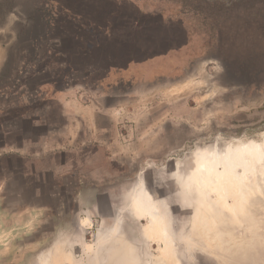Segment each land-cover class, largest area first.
Segmentation results:
<instances>
[{
    "label": "rangeland",
    "instance_id": "1",
    "mask_svg": "<svg viewBox=\"0 0 264 264\" xmlns=\"http://www.w3.org/2000/svg\"><path fill=\"white\" fill-rule=\"evenodd\" d=\"M0 28L19 36L0 76V264H128L126 246L166 264L145 208L177 264H264V0H0ZM48 51L36 85L69 90V123L27 81ZM44 110L57 141L19 156L18 117Z\"/></svg>",
    "mask_w": 264,
    "mask_h": 264
},
{
    "label": "crops",
    "instance_id": "2",
    "mask_svg": "<svg viewBox=\"0 0 264 264\" xmlns=\"http://www.w3.org/2000/svg\"><path fill=\"white\" fill-rule=\"evenodd\" d=\"M8 29H2L0 28V73L4 70L5 65H6V61L8 58V54H9V49H10V45L12 44L13 40L15 39L14 36H12L11 34L8 33L7 31ZM8 34V35H7ZM29 68L24 69L23 73L25 71H28ZM49 72H50V68L49 67H44L42 69H40L39 71L36 72V75L34 78L32 79H28V83L29 85H36V83L38 82L37 79H40V77H48L49 76ZM28 74V73H27ZM25 74V75H27ZM24 75V76H25ZM23 76V75H22ZM21 79V77H20ZM47 80V78H46ZM20 81V80H18ZM36 81V82H35ZM38 84V83H37ZM46 84L49 86L52 84V77L49 79V81H46ZM35 90L40 96H41V101L44 100H54L56 101L58 104L60 103V105L63 107V112H62V117H64L66 119V121L71 122L70 120H72V115L68 112L67 109L71 108V106L74 104H71L72 100H68L69 98V90H65L62 89L56 93H52L51 96H49V98H47V89L44 90L42 89L44 86L42 87H38L37 85L35 86ZM46 102V101H45ZM1 114L2 112H0V118H1ZM21 120V124L20 127L17 129L18 133L21 134V138H22V143L18 146H16V150L15 152H18L19 156L23 155L25 156L27 154V150L28 151H32V150H46L48 149L49 145H54V143L57 141V136H55V130L53 129H49L48 128V123L47 121V112L44 111H40V112H32L28 115H24V116H20L18 117ZM14 119H17L14 118ZM3 124L0 121V130H7V128L3 127ZM43 127V131L39 132V130ZM46 126V127H45ZM44 128H46L44 130ZM70 126L67 125L66 126V132L68 133V131L70 130ZM29 129V130H28ZM23 130H28L29 132H25ZM32 131L34 132L32 133ZM53 131V132H52ZM39 132V134H38ZM42 136V137H41ZM28 137V138H27ZM28 139V140H27ZM2 154L0 153V156ZM4 155V154H3ZM17 155V154H16ZM57 237H55L54 241H56ZM54 252H52V250L50 251V257H52Z\"/></svg>",
    "mask_w": 264,
    "mask_h": 264
},
{
    "label": "bare ground",
    "instance_id": "3",
    "mask_svg": "<svg viewBox=\"0 0 264 264\" xmlns=\"http://www.w3.org/2000/svg\"><path fill=\"white\" fill-rule=\"evenodd\" d=\"M191 86V85H190ZM196 87V86H195ZM183 91V90H182ZM188 92V91H187ZM182 92H180V94H181ZM218 158V157H217ZM215 159V158H214ZM224 159V158H223ZM220 160V159H219ZM213 162H214V160H213ZM212 163V162H211ZM217 163V162H216ZM240 163V162H239ZM221 164V163H220ZM225 164V163H224ZM203 165V164H202ZM217 165V164H216ZM205 167V166H204ZM211 167V166H210ZM215 168V167H214ZM202 169H203V166H201L200 167V171L202 172ZM210 170V169H209ZM209 170H208V173H209ZM219 170V169H218ZM223 170V169H222ZM213 171V170H212ZM207 172V171H206ZM219 172H220V170H219ZM223 172V171H222ZM198 173H199V171H198ZM232 174V173H231ZM216 176H217V174H216ZM219 176V175H218ZM217 176V177H218ZM205 177V176H204ZM202 178V177H201ZM206 178V177H205ZM210 178V177H209ZM200 179V178H199ZM215 181V180H214ZM213 181V182H214ZM139 192V191H138ZM143 197V196H142ZM147 202V201H146ZM148 203V202H147ZM148 206V205H147ZM144 208V207H143ZM228 208V207H227ZM232 209V208H231ZM144 210H146L147 211V213H148V215L152 218V219H154V220H156V223L158 224V225H156V231L158 232V239L159 240H161V242H162V244H163V248L159 251V256L161 257V259H163L164 260V262L166 263V264H177V261L175 260V256H174V243H173V240L171 239V237H170V235L168 234V232H167V230L165 229V227L163 228L160 224H159V220L157 219V218H155V216H154V214H153V212H154V210H153V212L152 211H150V210H148L147 208H145ZM161 217V216H160ZM161 222V221H160ZM163 225V224H162ZM214 225V224H213ZM165 226V225H164ZM155 227V226H154ZM153 228V227H152ZM151 232V231H150ZM156 235V234H155ZM157 236H156V238H157ZM152 240V239H151ZM114 243H116L115 241H114ZM117 244V243H116ZM116 244H113L114 246L116 245ZM124 260L125 261H123V262H125V263H127L128 262V264H130L129 263V248L126 246L125 248H124ZM52 252H54L53 253V255H52V258L55 260V262H56V250H55V248H53L52 249ZM123 258V257H122ZM68 259H70V257H68V255H67V257H66V255H64L63 257H62V263L63 262H67V261H69V263L71 262L70 260H68ZM160 259V258H159ZM120 263V262H119Z\"/></svg>",
    "mask_w": 264,
    "mask_h": 264
},
{
    "label": "trees",
    "instance_id": "4",
    "mask_svg": "<svg viewBox=\"0 0 264 264\" xmlns=\"http://www.w3.org/2000/svg\"><path fill=\"white\" fill-rule=\"evenodd\" d=\"M18 34L16 35V40H18ZM79 38L75 39V40H78ZM103 39V38H102ZM86 44V45H85ZM61 45V44H60ZM83 45L85 46H89V43H84ZM57 46V45H56ZM59 46V45H58ZM79 49L81 48H76L74 50V54H78L79 53ZM53 55H57V54H62V53H51V51H48L46 53H44V55L42 57H40V60L34 62L35 63V66H34V69L33 70H30V74H34L36 75V72L39 71L40 69L44 68V67H49L50 68V72L51 70L55 67V59H53ZM40 56V55H39ZM11 57V54L9 53V57H8V60L6 61V65H5V70L9 69L8 67L10 66V60L9 58ZM23 61V60H22ZM49 72V74H51ZM3 72L0 73V76H2ZM29 74V73H28ZM21 81V80H20ZM52 84H54V82H52Z\"/></svg>",
    "mask_w": 264,
    "mask_h": 264
}]
</instances>
